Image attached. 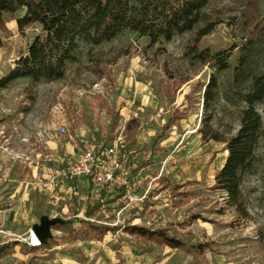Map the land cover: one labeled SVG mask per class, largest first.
Here are the masks:
<instances>
[{
    "label": "rangeland",
    "instance_id": "rangeland-1",
    "mask_svg": "<svg viewBox=\"0 0 264 264\" xmlns=\"http://www.w3.org/2000/svg\"><path fill=\"white\" fill-rule=\"evenodd\" d=\"M205 13L214 27L198 50L229 54L225 72L188 55L200 24L153 46L124 31L96 48L82 45L61 80L18 79L0 90V247L7 246L0 264H264V138L242 186V217L214 189L225 145L197 133L211 77L218 83L211 126L225 139L236 133L244 109L236 93L264 74V38L239 81L232 82L231 68L264 25V0H210ZM2 20L0 78L17 68L40 34L25 8ZM257 110L264 124V102ZM131 117L140 128L126 142L122 133ZM120 135L118 184L96 187L91 179L63 176L87 145L104 151ZM43 217L58 222L47 243L34 246L31 230ZM82 221L110 231L101 240L85 237ZM127 226L166 230L208 249L173 250L126 235Z\"/></svg>",
    "mask_w": 264,
    "mask_h": 264
},
{
    "label": "trees",
    "instance_id": "trees-1",
    "mask_svg": "<svg viewBox=\"0 0 264 264\" xmlns=\"http://www.w3.org/2000/svg\"><path fill=\"white\" fill-rule=\"evenodd\" d=\"M209 1L0 0V24L4 15H14L25 8L31 14L33 22L40 26V34L26 47L17 68L0 78V90L18 79H28L31 84L61 80L67 67L77 63L82 45L93 49L109 43L124 31L146 38L149 45L153 46L158 42L167 43L174 37L190 33L200 24H204V27L197 30L188 55L203 65L215 67L218 72H225L230 69L229 54H211L207 50H198L197 46L200 39L208 35L214 27L205 13ZM263 38L264 25L240 50L235 65L231 68L232 82L239 81L249 70L256 43ZM217 88L215 77H211L204 86L202 126L197 133L204 142L214 141L225 145L227 156L214 176V189L225 196L226 204L237 214L247 217L242 186L255 168L257 150L264 138V124L257 110V106L264 102V74L252 76L247 90L236 93L239 101L244 104V109L236 133L227 139L211 126L212 116L209 108L215 100ZM139 128V119L129 118L122 133L124 141L133 140ZM92 215L93 211L88 209L86 217ZM82 222L86 224L85 237L92 234L95 239L101 240L105 233L110 231L105 226L90 221ZM123 233L173 250L187 251L195 248L203 252L208 249L206 244L191 246L185 240L172 237L162 229L127 226L123 228ZM6 247L1 246L0 253Z\"/></svg>",
    "mask_w": 264,
    "mask_h": 264
},
{
    "label": "built area",
    "instance_id": "built-area-1",
    "mask_svg": "<svg viewBox=\"0 0 264 264\" xmlns=\"http://www.w3.org/2000/svg\"><path fill=\"white\" fill-rule=\"evenodd\" d=\"M120 135L112 146L100 151L95 145H87L67 165L63 176L69 179H91L96 187H112L124 175L123 163L119 159Z\"/></svg>",
    "mask_w": 264,
    "mask_h": 264
},
{
    "label": "water",
    "instance_id": "water-1",
    "mask_svg": "<svg viewBox=\"0 0 264 264\" xmlns=\"http://www.w3.org/2000/svg\"><path fill=\"white\" fill-rule=\"evenodd\" d=\"M58 220L56 219H47L43 217L40 220L39 225H34L32 227L31 232L34 234V236L37 238L39 243L41 245H44L47 243V240L51 238L50 228L54 226Z\"/></svg>",
    "mask_w": 264,
    "mask_h": 264
},
{
    "label": "bare ground",
    "instance_id": "bare-ground-1",
    "mask_svg": "<svg viewBox=\"0 0 264 264\" xmlns=\"http://www.w3.org/2000/svg\"><path fill=\"white\" fill-rule=\"evenodd\" d=\"M31 237L29 238V241L31 242L30 244L34 245V246H38L40 245L39 241L37 240V238L34 236L33 233H31L30 235Z\"/></svg>",
    "mask_w": 264,
    "mask_h": 264
},
{
    "label": "crops",
    "instance_id": "crops-1",
    "mask_svg": "<svg viewBox=\"0 0 264 264\" xmlns=\"http://www.w3.org/2000/svg\"><path fill=\"white\" fill-rule=\"evenodd\" d=\"M39 246V245H38Z\"/></svg>",
    "mask_w": 264,
    "mask_h": 264
}]
</instances>
